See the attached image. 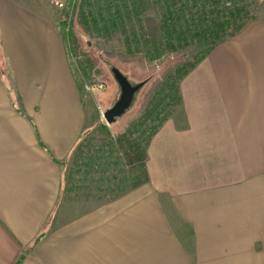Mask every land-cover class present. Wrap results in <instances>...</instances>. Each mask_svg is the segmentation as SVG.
Segmentation results:
<instances>
[{"label":"crops","instance_id":"1","mask_svg":"<svg viewBox=\"0 0 264 264\" xmlns=\"http://www.w3.org/2000/svg\"><path fill=\"white\" fill-rule=\"evenodd\" d=\"M45 11L0 0V264L256 261L224 258L216 237H197L191 256L193 244L170 231L163 207L207 230L223 219L237 224L242 197L263 213L264 45L245 33L211 51L184 77L178 112L149 141L144 189L81 217L71 207L64 224V168L89 114L65 38ZM147 223L155 227L143 237ZM144 238L154 250L142 252Z\"/></svg>","mask_w":264,"mask_h":264},{"label":"rangeland","instance_id":"2","mask_svg":"<svg viewBox=\"0 0 264 264\" xmlns=\"http://www.w3.org/2000/svg\"><path fill=\"white\" fill-rule=\"evenodd\" d=\"M25 1L46 10L55 19L65 38L72 71L89 114L85 132L64 168L62 205L66 208L62 220L65 224L74 216L69 213L71 207H78L81 217L124 194L144 189L149 181L145 169V150L149 144L146 146V141L165 112L174 105L176 86L181 103L170 110L169 118L178 112L182 104V80L193 69L190 66L201 56L203 48L196 43L175 51L166 49L162 31L165 0H67L63 8L54 7L48 0ZM258 3V19L235 37L243 38L246 33L252 36L255 45H264V0ZM232 38L218 46L231 45ZM156 44L160 54L155 53ZM113 69L122 72L134 85L142 83V87L135 94L131 107L114 123L108 124L103 115L121 97ZM153 109L157 112L142 126L147 112ZM239 201V222L227 223L223 219L212 224L219 227L216 230L203 229L202 220L194 225L187 222L189 209L185 213L187 221L181 220L180 214L173 213L172 208L167 209L168 204H164L163 210L169 217L170 231L177 237L190 239L193 245L185 247V251L191 256L199 249L197 237H216L213 241L221 245L214 246L215 250H222L224 258H253L256 261L251 264H264V228H261L264 211L260 213V206L248 196ZM168 210L172 213H167ZM248 211L253 213L249 215ZM187 226L190 229H186ZM143 227V237H149L155 225L147 223ZM142 247L143 253L149 252L147 249L154 250L145 244V238Z\"/></svg>","mask_w":264,"mask_h":264},{"label":"trees","instance_id":"3","mask_svg":"<svg viewBox=\"0 0 264 264\" xmlns=\"http://www.w3.org/2000/svg\"><path fill=\"white\" fill-rule=\"evenodd\" d=\"M164 3L166 11L162 31L166 49L175 51L184 46L197 45L196 43L204 49L190 68L205 59L216 46L235 37L250 22L258 19V0H165ZM154 50L156 54L161 52L157 44ZM187 73L188 70L180 79ZM175 88L174 105L170 106L158 126L151 131L146 146L153 134L169 118L170 110L181 103L179 87ZM154 112L157 109L147 112L142 126Z\"/></svg>","mask_w":264,"mask_h":264},{"label":"water","instance_id":"4","mask_svg":"<svg viewBox=\"0 0 264 264\" xmlns=\"http://www.w3.org/2000/svg\"><path fill=\"white\" fill-rule=\"evenodd\" d=\"M113 74L121 88V97L115 106L103 115L108 124L114 123L131 107L135 94L142 87V83L137 85L132 84L118 69H113Z\"/></svg>","mask_w":264,"mask_h":264},{"label":"built area","instance_id":"5","mask_svg":"<svg viewBox=\"0 0 264 264\" xmlns=\"http://www.w3.org/2000/svg\"><path fill=\"white\" fill-rule=\"evenodd\" d=\"M56 8H63L67 0H48Z\"/></svg>","mask_w":264,"mask_h":264}]
</instances>
